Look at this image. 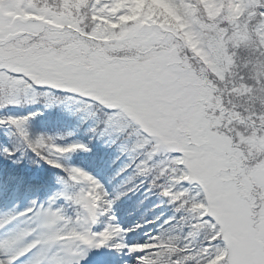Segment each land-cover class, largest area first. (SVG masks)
Segmentation results:
<instances>
[{
  "label": "snow or ice",
  "instance_id": "obj_1",
  "mask_svg": "<svg viewBox=\"0 0 264 264\" xmlns=\"http://www.w3.org/2000/svg\"><path fill=\"white\" fill-rule=\"evenodd\" d=\"M0 264H264V0H0Z\"/></svg>",
  "mask_w": 264,
  "mask_h": 264
},
{
  "label": "trees",
  "instance_id": "obj_2",
  "mask_svg": "<svg viewBox=\"0 0 264 264\" xmlns=\"http://www.w3.org/2000/svg\"><path fill=\"white\" fill-rule=\"evenodd\" d=\"M145 207H147V205ZM137 215H139V213H137Z\"/></svg>",
  "mask_w": 264,
  "mask_h": 264
}]
</instances>
